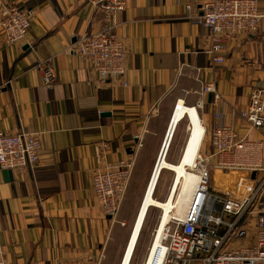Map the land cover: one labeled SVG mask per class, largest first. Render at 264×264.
Returning <instances> with one entry per match:
<instances>
[{
    "label": "crops",
    "instance_id": "obj_1",
    "mask_svg": "<svg viewBox=\"0 0 264 264\" xmlns=\"http://www.w3.org/2000/svg\"><path fill=\"white\" fill-rule=\"evenodd\" d=\"M88 1L0 0L32 11L24 41L5 43L0 28V133H40L42 144L34 168L10 171L11 180L0 169V250L6 264H120L131 232L122 212L114 219L102 212L92 177L124 161L131 168L128 187L137 182L144 188L175 105L197 111L204 127L202 156L212 153L211 133L221 124L264 143V128L251 130L239 117L251 90L264 89V0H256L263 15L257 29L232 38L220 64L206 54L208 33L194 24L200 5L212 0H126L115 17L126 71L103 83L68 51L78 37L108 24ZM38 65L51 67V84ZM210 83L214 92L203 93ZM187 136L184 116L168 163H179ZM125 199L126 194L122 204ZM140 232L130 264L146 263L152 238Z\"/></svg>",
    "mask_w": 264,
    "mask_h": 264
},
{
    "label": "built area",
    "instance_id": "obj_2",
    "mask_svg": "<svg viewBox=\"0 0 264 264\" xmlns=\"http://www.w3.org/2000/svg\"><path fill=\"white\" fill-rule=\"evenodd\" d=\"M125 1L89 0L92 12L103 15L108 24L96 33L78 37L68 49L96 73L101 83L121 78L126 71L124 47L115 32V17L124 10ZM199 8L200 15L194 19V24L209 35L206 54L213 64L224 61L222 52L232 38L253 32L263 17L257 10L256 0H212ZM31 18L29 9L17 4L0 5V28L5 43L24 41ZM38 69L43 73L44 82L51 84L54 79L51 67L38 65ZM211 92H214L213 84H205L203 93ZM239 117L251 130L264 128V89L251 90L247 106ZM164 140L150 175L157 165ZM211 146L209 156H202L198 151V157L187 169L196 182L184 211L179 215L171 213L163 224L161 214L152 232L146 263L157 243L159 264H264V167L261 161L264 143L239 137L231 125L221 124L211 133ZM41 148L40 133H0V169L34 168ZM166 156L167 152L163 159ZM210 169L233 173L227 187L211 185ZM130 175V166L120 161L116 165H105L92 177L95 198L102 212L111 219L120 211ZM0 264H6L1 250ZM65 264L98 262L77 260Z\"/></svg>",
    "mask_w": 264,
    "mask_h": 264
},
{
    "label": "bare ground",
    "instance_id": "obj_3",
    "mask_svg": "<svg viewBox=\"0 0 264 264\" xmlns=\"http://www.w3.org/2000/svg\"><path fill=\"white\" fill-rule=\"evenodd\" d=\"M188 118V136L185 143L184 150L182 152L179 163L170 164L163 159L164 154L168 151L170 142L173 137L174 130L177 123L183 118ZM204 127L200 122V118L197 111L193 108H187L183 105H177V108L173 111V116L169 122L164 145L162 147L157 165L150 175L147 186L145 188L142 200L140 202L138 212L131 230V235L128 240V244L124 250L120 264H130L134 248L140 234L142 225L146 213L150 207H157L162 211V224L166 222L169 216L172 214H181L185 207L186 201L189 198L190 193L195 185L196 178L192 173L188 172V168L191 167L198 157V151L203 139ZM169 170L174 174L172 181V191L168 195L164 202H159L154 199V191L156 190L157 183L162 174V171ZM175 199V201H174ZM157 243L153 246L151 255L147 263L145 264H159L160 259L155 251Z\"/></svg>",
    "mask_w": 264,
    "mask_h": 264
},
{
    "label": "rangeland",
    "instance_id": "obj_4",
    "mask_svg": "<svg viewBox=\"0 0 264 264\" xmlns=\"http://www.w3.org/2000/svg\"><path fill=\"white\" fill-rule=\"evenodd\" d=\"M188 128H189V126H188ZM166 161L169 162L170 158L168 157ZM232 174L233 173L229 174V172H219V171H216L215 169H210V182H211V185L212 186L219 185L221 188L222 187H227L228 183L232 180L231 179V177L233 176ZM173 177H174V174L172 172L162 171V174H161V176L159 178V181L157 183V186H156V192H154L155 193L154 197L157 200L163 201L165 196H166L167 190H169V193H170V186H171V182L173 180ZM147 183L145 184L144 188H140V189H138L137 185L139 183H137V182H134L132 184L131 188L128 187V190H127V193H126L125 204H122L124 206H122L121 209H120V214L122 212V218L123 219L126 218V220H127L128 233L131 232V228H132V226L134 224V220H135V217L137 215L138 208H139L140 202L142 200V197H143L145 188L147 186ZM166 188H167V190H166ZM174 201H175V199H174ZM161 214H162V211L159 208H157V207L149 208L147 213H146V216H145L144 223L142 225L141 231L142 232L144 231V233H149V235H150L149 239L150 240L152 238L153 229L156 227L157 223L159 222V218H160ZM129 236H130V234H129ZM150 244H151V241H150ZM125 248H126V246H125ZM122 255H123V253H122ZM122 255H121V257H122ZM146 256H147V252H146ZM146 256H145L144 261L146 260Z\"/></svg>",
    "mask_w": 264,
    "mask_h": 264
},
{
    "label": "water",
    "instance_id": "obj_5",
    "mask_svg": "<svg viewBox=\"0 0 264 264\" xmlns=\"http://www.w3.org/2000/svg\"><path fill=\"white\" fill-rule=\"evenodd\" d=\"M22 50L23 51H25V52H28V50H29V47L27 46V45H25L23 48H22ZM208 99L210 100L211 99V95H209L208 96ZM110 116V113H101L100 114V117H109ZM2 175H3V177H4V180H11L12 179V176H11V172L9 171V170H3V172H2ZM252 177H253V175H252Z\"/></svg>",
    "mask_w": 264,
    "mask_h": 264
}]
</instances>
